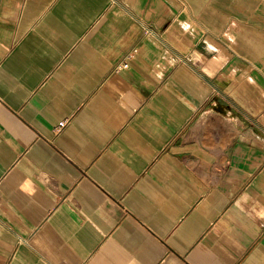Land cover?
<instances>
[{
  "label": "crops",
  "instance_id": "obj_1",
  "mask_svg": "<svg viewBox=\"0 0 264 264\" xmlns=\"http://www.w3.org/2000/svg\"><path fill=\"white\" fill-rule=\"evenodd\" d=\"M0 264H264V0H0Z\"/></svg>",
  "mask_w": 264,
  "mask_h": 264
},
{
  "label": "built area",
  "instance_id": "obj_2",
  "mask_svg": "<svg viewBox=\"0 0 264 264\" xmlns=\"http://www.w3.org/2000/svg\"><path fill=\"white\" fill-rule=\"evenodd\" d=\"M131 54L129 53L128 55H127V57L122 61V62H120V63H118L117 65H116V68L118 69H120V68H124V67H127L128 65H129V61H128V57L130 56ZM62 123L63 122H61L59 125H62Z\"/></svg>",
  "mask_w": 264,
  "mask_h": 264
}]
</instances>
